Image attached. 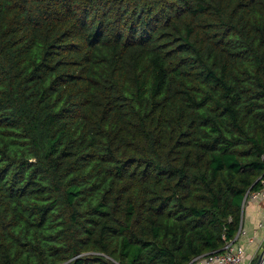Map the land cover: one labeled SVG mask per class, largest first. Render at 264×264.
Listing matches in <instances>:
<instances>
[{
    "label": "trees",
    "instance_id": "obj_1",
    "mask_svg": "<svg viewBox=\"0 0 264 264\" xmlns=\"http://www.w3.org/2000/svg\"><path fill=\"white\" fill-rule=\"evenodd\" d=\"M264 177V0H0V264H188Z\"/></svg>",
    "mask_w": 264,
    "mask_h": 264
},
{
    "label": "crops",
    "instance_id": "obj_2",
    "mask_svg": "<svg viewBox=\"0 0 264 264\" xmlns=\"http://www.w3.org/2000/svg\"><path fill=\"white\" fill-rule=\"evenodd\" d=\"M262 222H264V204L249 199L245 201L241 223L244 234L237 239L245 251L242 264H253L260 255L259 251L264 244V228L259 226Z\"/></svg>",
    "mask_w": 264,
    "mask_h": 264
},
{
    "label": "built area",
    "instance_id": "obj_3",
    "mask_svg": "<svg viewBox=\"0 0 264 264\" xmlns=\"http://www.w3.org/2000/svg\"><path fill=\"white\" fill-rule=\"evenodd\" d=\"M248 199L264 204V177L260 179L257 190L246 194L244 203ZM259 226L264 228V222L260 223ZM243 234L244 231L240 227L235 238L227 240L220 251L196 257L188 264H242L245 251L243 246L237 242V239ZM260 255L262 256V262H264V244L261 247Z\"/></svg>",
    "mask_w": 264,
    "mask_h": 264
},
{
    "label": "water",
    "instance_id": "obj_4",
    "mask_svg": "<svg viewBox=\"0 0 264 264\" xmlns=\"http://www.w3.org/2000/svg\"><path fill=\"white\" fill-rule=\"evenodd\" d=\"M253 264H264V262H262V256L259 255L257 259L253 262Z\"/></svg>",
    "mask_w": 264,
    "mask_h": 264
},
{
    "label": "rangeland",
    "instance_id": "obj_5",
    "mask_svg": "<svg viewBox=\"0 0 264 264\" xmlns=\"http://www.w3.org/2000/svg\"><path fill=\"white\" fill-rule=\"evenodd\" d=\"M260 250H261V249H260ZM260 252H261V251H259V253H260ZM256 259H257V258H256ZM256 259H255V260H256Z\"/></svg>",
    "mask_w": 264,
    "mask_h": 264
}]
</instances>
